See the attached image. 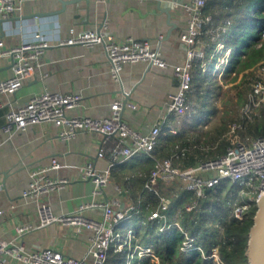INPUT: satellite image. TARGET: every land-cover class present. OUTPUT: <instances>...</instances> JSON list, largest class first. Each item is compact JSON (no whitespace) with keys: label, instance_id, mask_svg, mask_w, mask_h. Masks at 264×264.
Segmentation results:
<instances>
[{"label":"crops","instance_id":"1","mask_svg":"<svg viewBox=\"0 0 264 264\" xmlns=\"http://www.w3.org/2000/svg\"><path fill=\"white\" fill-rule=\"evenodd\" d=\"M184 1L80 0L77 6L63 7L61 0H22L20 11L7 17L0 15V38L6 47L38 39L41 35L57 42L70 34L71 27L90 29L106 21L105 31L116 39L128 35L146 39L153 48H159L171 64L182 63L187 56V45L180 38L188 21V12L181 6ZM170 3L168 16L165 9ZM12 64L10 55L0 56V80L12 75ZM178 84L172 66L161 68L142 61L126 63L121 81L114 79L102 45L49 46L21 88L13 93L0 92V239L23 240L28 251L54 246L80 258L86 253L93 229L83 227L77 231L75 227L59 222L38 226L39 205L47 203L54 213L63 214L95 199L116 200L122 206L133 203L130 191L117 180V174L111 173V183L98 196L93 195L92 181L83 177L89 162L100 171L108 165V160L98 155L103 133L82 130L72 138L64 139L59 135L62 126L42 121L8 134L2 130L6 112L48 89L82 94L80 104L68 114L102 118L111 113L116 99L125 98V91L129 101L123 110V120L142 132H149L156 123L169 122V103ZM174 121L170 126L179 123ZM143 155L144 152L138 153L119 162V172L126 167L129 172H140L147 162ZM53 158L61 166L51 169L50 175L67 177L70 182L37 197L25 198L22 192L29 185L31 170L49 165ZM114 168L117 170V164ZM85 213L101 217L103 210L89 208ZM20 224H33L34 227L19 235L16 226Z\"/></svg>","mask_w":264,"mask_h":264},{"label":"built area","instance_id":"2","mask_svg":"<svg viewBox=\"0 0 264 264\" xmlns=\"http://www.w3.org/2000/svg\"><path fill=\"white\" fill-rule=\"evenodd\" d=\"M22 0H0V15L7 17L21 10ZM207 0H186L181 6L188 12V21L180 38L187 45V56L184 62L171 64L163 57L159 48H153L146 39H139L128 35L123 39L105 31L106 21L100 26L90 29L77 30L70 28V34L60 38L57 42H51L44 36L35 40H24L18 45L6 47L4 40L0 38V56L10 55L13 60L12 75L0 80V92L13 93L23 86L25 79L30 77L39 64L41 55L51 45L85 44L89 47L102 45L110 62V73L116 80L121 81V72L128 62H146L161 68L173 67L179 80L178 90L172 95L169 103V112L177 116L183 115L188 107V92L193 82V67L202 61L205 69L206 45L200 40L204 25L210 16L203 14V8ZM264 36V25L261 28ZM201 43V47L198 44ZM218 51V48H217ZM264 62V60H263ZM259 72L264 73V63L259 67ZM82 94L76 92H58L45 89L31 97L27 102L6 112V120L2 130L12 134L26 129L29 125L42 121H52L62 126L59 135L66 139L72 138L77 132L85 130L100 132L104 139L99 148L98 155L108 160L107 167L100 171L92 162H89L83 173V177L90 179L94 184L93 195H101L104 188L111 183L113 167L138 153L145 152L154 156L153 151L163 133L162 124L156 123L149 132H142L129 125L122 118L124 99H116L112 103L111 113L102 118L88 115H72L68 111L81 102ZM250 101L243 107V112L248 114L256 112V106L264 100V76L253 82L250 93ZM128 104V103H127ZM133 106H135L133 104ZM178 120L177 122H179ZM240 122H233L231 131L241 128ZM171 132H178V123L173 124ZM182 154L186 148L182 149ZM180 153H173L156 159L151 169L149 178L144 188L149 191L159 192V180L172 181L179 179L184 182L183 188L193 194L192 201L184 205L187 211L195 209L198 202L206 195L207 190L215 188L222 181H231L237 184V191L232 203L231 213L242 218L252 206H257L260 198L264 196V135L256 137L251 143L241 140L228 146L225 152L215 158L199 162L194 166L182 168L176 165L174 159ZM60 162L53 158L49 165L33 168L30 172V181L22 192L25 198H34L43 193L64 187L70 182L67 177H53L49 171L59 168ZM117 189L121 190L117 185ZM171 201L167 196H161L158 206L151 211L149 218L162 222V228L177 226L183 230L187 237L184 240L183 251L200 250L206 255L202 246L196 243L197 238L189 235L187 230L177 219L181 215V209L170 213ZM89 208H101V217H92L85 213ZM136 206L131 203L122 206L113 200H92L81 203L76 209L67 213L56 214L47 203L39 205V224L45 226L53 222L71 225L80 231L83 227L93 229L94 233L83 257L67 254L54 246H46L37 250L28 251L23 240L0 239V264H105L110 248L122 250L127 244L131 246L132 230H128L126 236L117 229L123 220L129 217V213ZM33 224H20L16 226L17 233L22 235L32 229ZM131 235V236H130ZM215 247L212 253L219 258ZM151 253L150 248L140 249ZM219 264H221L219 262Z\"/></svg>","mask_w":264,"mask_h":264},{"label":"trees","instance_id":"3","mask_svg":"<svg viewBox=\"0 0 264 264\" xmlns=\"http://www.w3.org/2000/svg\"><path fill=\"white\" fill-rule=\"evenodd\" d=\"M203 14L210 16L200 36L206 45L204 60L209 68L205 70L202 61L194 65L187 111L181 116L170 113L169 122L162 124L163 133L153 151L154 156L144 152L143 159L147 162L140 172H129L127 167L119 172V163L117 170L115 166L112 169V174H117V180L130 191L136 208L117 227L122 233L132 230L131 246L127 244L119 250L113 245L105 264H249L246 251L257 206L250 207L242 218L230 212L229 199L235 198L236 183L223 195L227 181L207 190L191 211L184 205L192 201L193 194L183 188L182 180H159L158 193L144 188L156 159L180 153L174 161L185 168L217 157L238 140L251 143L264 135V100L256 112H243V107L251 100L253 81L261 77L256 72L264 63V36L261 35L264 0H207ZM219 43L224 46L217 51ZM229 49L231 54L222 78L231 85L223 88L213 68L218 56ZM231 89L235 90V95L223 98L226 104L231 102V107H225L214 128L203 129L202 125L219 110L216 100ZM174 119V123L180 120L177 133L169 130ZM235 121L242 127L226 135ZM183 148L186 151L182 154ZM164 195L171 201L170 213L181 209L179 220L188 234L197 238L196 243L206 255L200 250L183 251L187 237L183 230L177 226L162 228V222L149 218ZM215 247H219L218 259L212 256ZM145 248H150L151 253L140 255L139 250Z\"/></svg>","mask_w":264,"mask_h":264},{"label":"water","instance_id":"4","mask_svg":"<svg viewBox=\"0 0 264 264\" xmlns=\"http://www.w3.org/2000/svg\"><path fill=\"white\" fill-rule=\"evenodd\" d=\"M80 0H61L63 7L68 4L77 6ZM171 3L165 9L168 16L170 15ZM149 66H152L149 64ZM125 99L123 110L128 101L129 94L124 91ZM122 110V114H123ZM123 118V117H122ZM254 222L250 228L249 240L246 254L248 255L249 264H264V196L258 202L257 210L254 215Z\"/></svg>","mask_w":264,"mask_h":264},{"label":"rangeland","instance_id":"5","mask_svg":"<svg viewBox=\"0 0 264 264\" xmlns=\"http://www.w3.org/2000/svg\"><path fill=\"white\" fill-rule=\"evenodd\" d=\"M223 46H224L223 43H219V45H218V47H217V48H218V51H219V50H222ZM219 54H220V53H219ZM230 54H231V50H230V49L227 50V52H226L225 54H222V53H221V54L218 56L217 61L215 62V64H214V68H213V72H214L215 74H218V79L221 80V83H222V85H223V88H228V86L231 85V83H230V84H229V83H226V82H225V79L222 78V74H223L224 69L226 68V65H227V63H228V58L230 57ZM208 68H209L208 65H205V70H207ZM256 74H257V75H261V76L263 75V76H264V73L259 72V71H257ZM253 82H254V81H253ZM234 95H235V90H234V89H231V90H228V91L223 92L221 98H218V99L216 100L217 105H218V107H219L218 112L215 113L214 115H211V117L208 118V120L202 125L203 129H205V130H206V129H212V128H214V126H215L216 124H218V123L220 122V115H221V113H223L225 107H231V102H230L229 104H226V102H225V100H223V98H224V99H227L229 96H234ZM261 102H262V101H261ZM261 102H260V103H261ZM260 103H259V105H260ZM259 105H257L256 108H258ZM235 122H237V121H235ZM232 124H233V122L230 124L229 131H227V132L225 133L226 135H227V134H230V133H233V132L231 131V126H232ZM225 134H224V135H225ZM224 135H222V136H224ZM232 184H233V182H231V181H227V185H225V187H223L222 195L225 194L229 189L232 188ZM132 198H133V196H132ZM233 201H234V198H230V199H229V203H230L231 206H232ZM231 210H232V207H230V212H231ZM175 212H176V211H175ZM175 212H174V213H175ZM176 214H178V212H176L174 215L176 216ZM180 216H181V215H180ZM177 219H179V217H178ZM179 223H182V222L179 220ZM123 234H124V236H126V231H124ZM130 236H131V235H130ZM194 251H195V250H194ZM144 252H145V251H142V252L139 253V254H140V255H143ZM217 252H218V254H219V247H218ZM154 260H155V261H158V259H157L156 257H155Z\"/></svg>","mask_w":264,"mask_h":264}]
</instances>
